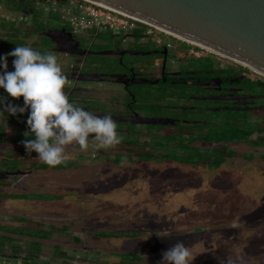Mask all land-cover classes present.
Wrapping results in <instances>:
<instances>
[{
    "label": "flooded vegetation",
    "instance_id": "flooded-vegetation-1",
    "mask_svg": "<svg viewBox=\"0 0 264 264\" xmlns=\"http://www.w3.org/2000/svg\"><path fill=\"white\" fill-rule=\"evenodd\" d=\"M55 1L0 0V56H7L16 46L31 47L44 54L56 53V48L72 52H58L59 65L68 78L65 91L69 102L95 115H111L122 137L121 143L107 150L96 149L91 144L86 151H79L78 145L67 146V159L62 164L75 165L55 168L36 159L35 152L29 156L21 142H0L2 151L8 149L11 152L9 157L0 158L3 193L23 197L47 196L54 194L57 188L70 190L73 183L87 181L95 186L97 181L114 182L115 185L120 179L137 181L139 178V182L143 180L142 183L146 181L148 184L151 174L144 172L143 176L133 178L134 173L128 172V168L136 166L148 168H142L145 171L150 167H163L161 170L166 172L162 178L164 182L168 179H194L197 166L211 171L226 167L228 162L264 166V90L259 88L264 84L263 75L230 59L200 51L195 44L171 34L147 35L138 33L139 28L119 35L94 29L74 34L70 27L57 22L42 25L40 20L43 19L36 16L37 7L44 5L42 12L49 17L45 9ZM60 30L71 37L58 35ZM45 32L48 37L42 35ZM8 71H14V67H8ZM0 91L5 92L2 88ZM5 94L2 96L6 98L4 101L17 107L24 106L23 98L16 100ZM27 112L30 109L14 117L7 111H0V129L6 133L2 136L9 137L8 133L14 130L23 134L25 140L24 133L30 131ZM216 113H228L229 118L218 120L213 115ZM236 124L238 130L230 132L231 136L235 135L231 140H207L210 129L229 130ZM181 138L189 142L181 143ZM158 139L162 148L158 159L139 158L136 151L145 150L152 154ZM195 150L222 154L220 166L211 168L210 159L195 163V156L201 155H195ZM189 152L195 155L192 159ZM197 178L195 176V180ZM161 186L164 187V183ZM100 187L103 191L104 185ZM148 187L144 189L149 190ZM135 188L125 190L130 203L128 207L133 206V209L146 196L138 194L139 188ZM177 191L178 187H175L172 194H178ZM167 203L164 200L163 205L155 208L164 210ZM142 204L148 207V203ZM85 241L70 243V249L81 253L72 261L74 264H121L117 257V262L98 261L97 251ZM43 250L10 253L5 249L0 252V258L4 259L0 264H11V260L21 264L24 253L36 255L39 259L54 257ZM159 254L161 256L162 252ZM139 257L131 263L141 264L143 258Z\"/></svg>",
    "mask_w": 264,
    "mask_h": 264
},
{
    "label": "rangeland",
    "instance_id": "rangeland-1",
    "mask_svg": "<svg viewBox=\"0 0 264 264\" xmlns=\"http://www.w3.org/2000/svg\"><path fill=\"white\" fill-rule=\"evenodd\" d=\"M57 5H62V3ZM43 6H39L36 9V16L43 19L40 20L42 25L57 22L60 25L64 24L69 27L66 22L61 20L58 14L49 17L46 14L44 15L42 12ZM52 6L53 4L51 3L48 7L52 8ZM139 32H144V30L140 28ZM101 33L110 34V32ZM54 54H56L57 60H59L58 52ZM96 59L98 58L96 57ZM60 62L58 61V63ZM2 96L5 97L6 94L0 91V97ZM213 115L218 120H226L229 118L228 113H216ZM230 131L231 128L229 130L223 128L216 130L210 129L207 136L209 139L224 138L225 140L231 137ZM9 133L12 134V132ZM186 140L181 138L180 141L181 143H188L189 141ZM163 151L165 150L163 149ZM189 154V157L193 156L192 152H189ZM16 162L19 161L17 160ZM247 165L228 162L226 167H220L215 171L208 170L203 166H197L193 174L194 179L178 178L175 181L168 179L165 182L162 179L165 178L164 174L166 173L161 170L163 167L159 166L156 169L150 167L147 171L145 170L148 168L143 166H136L134 168L127 167L131 175L134 173L135 176L133 178L143 176L144 172L152 175L149 183H151L150 185L154 189H151V193L148 195V190H143L148 187L149 183L145 184L147 183L146 181L142 183L141 181L143 180L139 182V178H137V181L120 179L115 181V185H113L114 182L97 181L96 187L92 182L87 181L85 185L92 184L93 188L97 190V194L102 190L100 186L103 185L105 191L110 193L113 192L114 188L116 192L119 191V187L123 190H128L129 188L133 190L134 187L139 188L138 194L144 192L146 196H144V201L142 202L148 203V207L143 208L142 206H138L135 209H133V206L128 207L130 205L129 199L121 192L122 194H118L117 196L113 195L106 202H101L104 205V212H108L105 215L103 212L95 220H91L92 218L90 217L95 216V214H89L88 210H83L84 212L82 214L90 215L80 223L81 226L88 229L85 231H89L85 235V243L90 245L94 251L99 252L97 259L102 263L117 262L115 257L120 259L124 258L122 256L112 255L113 253L136 251L143 258L141 264H159L162 260V255L160 256L159 253L167 251L179 241L183 242L190 249L191 259L189 264H264V166L254 163ZM142 168H145V170H142ZM174 173L176 174V172ZM195 176H198L197 180H195ZM190 182L195 185H189L187 188H183L182 193L178 192V190V194H172L175 187H182L183 184ZM163 183L164 187L159 189L158 187ZM98 197L100 196L98 195ZM138 199L136 200L138 201ZM158 200L161 203L160 205H163L162 202L164 200L168 201L167 204H164V207L167 208L166 210L155 208ZM139 208L144 209L143 212L138 213L136 209L138 210ZM85 209H89V207ZM191 214L192 219L190 218ZM132 216L133 219H129ZM56 223L59 224L58 222ZM189 224L195 227V234L193 231H189L187 235L191 234L192 238H185L180 232H187L190 229ZM108 226L111 229L114 227L117 231H140L148 235L142 238L126 240L122 238V240H98L95 238V234H92L102 231V229ZM197 229H199L198 232ZM177 230L180 231L179 234ZM163 231L168 233L167 236H155V234ZM43 253L50 254V251L44 249ZM130 258L135 257L130 256ZM241 258L244 259V262L243 260L241 261L242 263L240 262ZM2 260L4 259L0 258V263ZM43 261L44 258L35 259L33 263L63 264L60 262L57 263L54 260ZM11 262L15 263L16 260H11Z\"/></svg>",
    "mask_w": 264,
    "mask_h": 264
},
{
    "label": "trees",
    "instance_id": "trees-1",
    "mask_svg": "<svg viewBox=\"0 0 264 264\" xmlns=\"http://www.w3.org/2000/svg\"><path fill=\"white\" fill-rule=\"evenodd\" d=\"M47 14L49 16H53L56 13L49 12ZM39 29L42 28L39 26ZM13 60L14 57L7 56L8 67H13ZM259 88L264 90V84H260ZM0 119L2 118L0 117ZM237 128H238L237 124L233 125L231 127V131L232 130L236 131L238 130ZM11 132L12 134L8 133L9 137H3L2 135L6 133H4L2 129H0V142H8V143L12 142L13 144L14 143L18 144V142H22L24 140L23 134H21L20 132L14 130H12ZM234 136L235 135H232L231 137H228L226 139L231 140ZM223 139L224 138L221 139L207 138V140H212V141H220ZM155 143H156V145L154 146L155 149H153L155 152H153L152 154L151 153L147 154L145 150H137L136 152H138L137 154H139V158L158 159L159 157L158 152L160 153L161 151L160 139L156 140ZM0 153H1L0 158L3 157L2 154L3 155L5 154L8 157L10 151H1ZM195 153L196 154L201 153V155H199L198 157L197 155L196 156L193 155L190 156L189 158L192 159L195 156V163H199L202 161L208 162L210 159V162L212 163L211 168L219 167L220 162L223 159L220 157L222 156V154L220 155L217 152L212 154L210 151L201 152L195 150ZM20 157L21 156L19 155L18 158ZM41 165H39V167H41ZM61 165L67 168L69 166L73 167V165L75 164L70 163L69 166L65 164H61ZM61 165H58L55 168H60ZM75 184L72 186V189L70 190L57 188L54 194L47 196L43 195V196H39L38 198L32 196L23 197V196L8 195L6 193H3L0 188V252H5V249L10 250V253H17L18 250L24 252H31V251L42 252L43 249H46L50 251L51 252L50 254L54 255V257L49 256V258H44V261L54 260L57 263L60 262L63 264H74L72 261L78 258L76 256L80 255L81 253L79 251L70 249V243L73 244L79 243V241L83 240L86 237L85 235L89 232V231H85L88 229L81 226L80 223L84 221V218H88L90 215L87 214L84 215L82 214V212L88 210L89 214H95V216H90L92 218L91 220H95L98 217H100L101 214L104 212L103 210L104 205H102L101 202H106L113 195L117 196L118 194L120 195L122 193L126 195L125 190H123L122 188H118L119 191L117 192L116 189L114 188L113 192L110 193L105 191L104 189L105 187H104L103 191L100 190V192L97 194L96 193L97 190L93 187H90L92 184H90L89 186H86L85 182H79L76 185ZM1 186L2 184L0 182V187ZM162 187L163 186L160 185V187L158 188L160 189ZM148 188L149 190L147 195L151 193V189H154L153 187H151V185ZM183 188H187V186L183 185L182 187H178L180 193H182ZM145 190L147 189H144L143 191ZM142 193L144 194V192ZM98 195L100 197H98ZM158 202L159 204L157 203V206L159 207L161 203L159 200ZM142 203L143 202H140L139 206H142L144 208L145 204ZM86 207H89V209H85ZM166 209L167 208H165L164 210ZM143 210L144 209L142 208H139L138 210L136 209L138 213L143 212ZM107 212L108 211L104 212V215ZM191 217L192 214L190 215V218ZM129 219H133V216L131 218L129 217ZM56 222H58L59 224H57ZM188 226H190V229H188L187 232L186 231L180 232L179 230H177L178 232L177 231L175 232H177L178 234L180 232L181 235H183L185 238L191 237V234L190 235L187 234L189 233V231L191 232L193 231V233L195 234V230H194L195 227L191 226L190 224ZM172 228H178V227H172ZM180 229L183 230L182 228ZM198 231L199 229H197V232ZM164 233L167 232L163 231L161 233L155 234V236L156 235L163 236ZM92 234H95L96 236L95 238H97L98 240H110V239L126 240V239L142 238L145 235H148L140 231H136V232L117 231L114 227L111 229L110 226L105 227L104 229H102V231L95 232ZM66 244H68V246ZM98 253L99 252H97V255ZM120 256L124 257L121 259L119 258L121 260V264H136V263H131V261L134 259L136 261L140 259L139 255L136 252H123L120 254ZM130 256H134L135 258H130ZM35 259H39V258L36 255L30 253H24V258L21 264H34L33 261H35ZM242 260L244 262L243 258H241L240 262ZM17 263H18L17 260L15 263L11 262V264H17Z\"/></svg>",
    "mask_w": 264,
    "mask_h": 264
},
{
    "label": "clouds",
    "instance_id": "clouds-1",
    "mask_svg": "<svg viewBox=\"0 0 264 264\" xmlns=\"http://www.w3.org/2000/svg\"><path fill=\"white\" fill-rule=\"evenodd\" d=\"M7 56L14 57L12 72L8 71ZM7 56L0 57V88L13 99L23 97L24 106L7 104L4 110L15 116L30 109V131L24 133L26 139L21 142L29 156L35 152L36 159L56 167L67 159V146L78 145L79 151H86L91 144L107 150L121 143L111 115L97 116L69 102L65 91L68 78L56 54L16 46ZM5 99L0 97V101ZM161 255L159 264H189L191 259L190 249L179 241Z\"/></svg>",
    "mask_w": 264,
    "mask_h": 264
},
{
    "label": "water",
    "instance_id": "water-1",
    "mask_svg": "<svg viewBox=\"0 0 264 264\" xmlns=\"http://www.w3.org/2000/svg\"><path fill=\"white\" fill-rule=\"evenodd\" d=\"M85 1L208 49L264 76V0ZM46 32L42 35L48 37ZM57 33L70 36L63 30ZM55 52L69 51L56 48ZM7 104L15 105L0 101L1 112Z\"/></svg>",
    "mask_w": 264,
    "mask_h": 264
},
{
    "label": "built area",
    "instance_id": "built-area-1",
    "mask_svg": "<svg viewBox=\"0 0 264 264\" xmlns=\"http://www.w3.org/2000/svg\"><path fill=\"white\" fill-rule=\"evenodd\" d=\"M60 3H62V5H57ZM53 6L52 8H46L45 11L47 13L58 14L61 20L68 24L74 34H78L88 29H94L100 32H110L119 35L128 34L135 28H142L144 30L143 33H146L147 35L150 33L169 34L85 0H61L53 3ZM196 46L200 51H206L225 58L208 49L198 45Z\"/></svg>",
    "mask_w": 264,
    "mask_h": 264
},
{
    "label": "crops",
    "instance_id": "crops-1",
    "mask_svg": "<svg viewBox=\"0 0 264 264\" xmlns=\"http://www.w3.org/2000/svg\"><path fill=\"white\" fill-rule=\"evenodd\" d=\"M16 146H18V145H16ZM6 148H8V147H6ZM1 151H2V150H0V152H1ZM4 151H8V149H6V150H4ZM7 155H8V154H7ZM2 156L4 157V156H5V154H4V155H2ZM33 197H35V198L37 197V198H38L39 196H33Z\"/></svg>",
    "mask_w": 264,
    "mask_h": 264
}]
</instances>
